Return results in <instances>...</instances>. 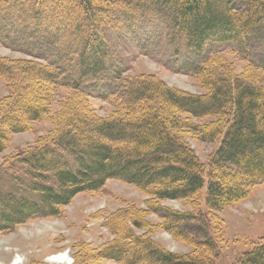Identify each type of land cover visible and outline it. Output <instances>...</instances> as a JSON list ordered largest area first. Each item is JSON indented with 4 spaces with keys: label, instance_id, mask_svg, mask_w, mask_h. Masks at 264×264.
I'll use <instances>...</instances> for the list:
<instances>
[{
    "label": "trees",
    "instance_id": "trees-1",
    "mask_svg": "<svg viewBox=\"0 0 264 264\" xmlns=\"http://www.w3.org/2000/svg\"><path fill=\"white\" fill-rule=\"evenodd\" d=\"M152 21L163 25L168 44L191 53L174 62V70L193 76L204 93L172 89L152 75H119L104 30L125 29L139 41L137 22ZM263 32L264 0H0V41L18 49L38 45L51 58L0 57V78L10 89L0 100V153L33 123L46 118L52 126L0 162V233L57 217L77 194L117 179L150 196V203L116 212L120 217L109 225L116 238L97 248L80 244L71 264H215L221 241L215 212L264 184V87L208 50L223 43L244 48L248 37ZM254 67L264 71L263 63ZM57 87L69 92L52 111ZM93 95L114 106L109 116L90 107ZM191 117L213 120L198 127ZM185 130L217 141L205 163L187 146ZM164 199H183L191 209L162 208ZM126 212L139 228L148 227L147 212L158 213V226L192 251L172 253L147 234L120 231L115 221L126 224ZM248 247L233 264H264V236Z\"/></svg>",
    "mask_w": 264,
    "mask_h": 264
},
{
    "label": "rangeland",
    "instance_id": "rangeland-1",
    "mask_svg": "<svg viewBox=\"0 0 264 264\" xmlns=\"http://www.w3.org/2000/svg\"><path fill=\"white\" fill-rule=\"evenodd\" d=\"M239 6V4H236ZM59 26V23H57ZM137 22L138 40H135L125 29H106V39L113 54L112 63L118 67L119 75L127 78H139L152 75L167 87L182 90L191 94L205 92L198 81L191 75L174 70V62H183L191 53L185 48L175 44L170 45L163 34V25L152 21L141 25ZM137 41V42H136ZM43 42V40H41ZM140 42L141 48L137 43ZM28 45V44H27ZM22 46V45H21ZM59 49V45H55ZM24 49L11 48L0 41V57L6 59H28L44 63L51 58L42 47L29 44ZM209 54L221 58L236 74H243L250 80L251 77L264 87V71L254 66L264 64V32L258 36L247 38L244 48L235 43H223L210 47ZM192 58V57H191ZM252 64L253 66H250ZM117 74H110L106 81L109 87L117 82ZM114 77V78H113ZM69 89L57 87L50 105L52 111L58 107L59 102ZM10 89L6 82L0 78V100L8 95ZM88 104L100 117H107L114 110L108 101L96 97L87 98ZM181 117L184 118V115ZM186 118V117H185ZM212 117L190 118L192 125L204 127L212 121ZM51 123L46 118L35 122L27 131L15 133L11 136L7 147L0 153V162L4 156L15 150L32 144L38 136L51 129ZM182 137L196 158L205 163L217 146V141H204L197 138L194 132L185 130ZM204 195V193H203ZM150 196L126 182L109 179L103 188L91 193L84 192L74 196L70 203L63 206L57 217L35 218L15 226L11 231L0 233V264H12L19 258V264H66L47 261L52 255L67 252L71 264L76 258L80 244H88L91 248L108 244L116 238L114 230L109 225L114 219L120 217L118 212L125 209H145ZM203 196H201L202 200ZM198 202V205L201 203ZM158 205L172 211L186 212L191 208L183 199H164ZM198 208L202 209V205ZM116 214L115 216H113ZM119 214V215H118ZM220 219V251L213 258L215 264H233L248 246L259 237L264 236V184L257 185L249 195L232 205H228L215 212ZM118 216V217H117ZM126 224L115 221L120 231L130 228L134 234L147 236L160 248L176 253L187 254L192 251V245L175 238L171 232L158 226L161 222L158 213L147 212L144 224L148 227H136L128 221ZM197 223H192L196 229ZM117 231V235H121ZM100 264H120L114 260H102Z\"/></svg>",
    "mask_w": 264,
    "mask_h": 264
},
{
    "label": "water",
    "instance_id": "water-1",
    "mask_svg": "<svg viewBox=\"0 0 264 264\" xmlns=\"http://www.w3.org/2000/svg\"><path fill=\"white\" fill-rule=\"evenodd\" d=\"M53 258L57 259V258H61V263H66L69 264L71 262V259L68 257L67 252L64 253H57L55 255L50 256L49 258H47V261L52 262ZM20 260L19 258H16L12 264H19Z\"/></svg>",
    "mask_w": 264,
    "mask_h": 264
},
{
    "label": "bare ground",
    "instance_id": "bare-ground-1",
    "mask_svg": "<svg viewBox=\"0 0 264 264\" xmlns=\"http://www.w3.org/2000/svg\"><path fill=\"white\" fill-rule=\"evenodd\" d=\"M61 258H57V259H55V258H53V261L52 262H55V263H61Z\"/></svg>",
    "mask_w": 264,
    "mask_h": 264
}]
</instances>
